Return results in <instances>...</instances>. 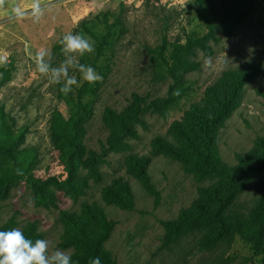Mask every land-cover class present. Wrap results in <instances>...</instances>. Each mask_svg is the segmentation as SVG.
Returning <instances> with one entry per match:
<instances>
[{
	"label": "rangeland",
	"instance_id": "obj_1",
	"mask_svg": "<svg viewBox=\"0 0 264 264\" xmlns=\"http://www.w3.org/2000/svg\"><path fill=\"white\" fill-rule=\"evenodd\" d=\"M231 1L207 0L204 4L207 19L213 24L219 21ZM35 2L37 0H5L0 7L1 73L11 69L10 81L0 88V106L15 118L17 125L29 128L25 147L38 150L40 164L35 174L41 178L53 175L63 179L67 166L60 163L49 137L51 115L56 107L62 106L59 93L63 82L49 84L47 78L36 71L35 55L39 49L51 52L52 64L56 67L65 59L60 44L64 35L81 34L94 43V53L78 59L80 63L93 67L102 77L89 92L88 97L94 96L95 102L85 136L87 147L99 151L108 134L102 122L105 108L122 110L128 105L132 93L152 99L163 97L167 92L171 79L166 76V71L158 69L151 61L148 48L162 46L164 39L169 43L184 41L192 32L206 34L211 31L218 41L210 42V66H206L208 57L200 50L190 57L199 64L197 71L186 75L195 92L169 112L165 120L148 113L144 117L147 130L137 127L138 139L130 141V151L105 155L100 166V182L90 181L85 194L77 201L58 192L57 209L36 206L32 190L25 182H19L9 197L0 202V224L15 216L16 228L22 231L27 223L35 221L42 240L50 242V250H63L58 246L63 233L60 211L77 212L81 203H96L115 222L105 248L117 264H258L250 247L238 238L202 250V234L196 232L166 245L162 222L176 219L179 212L198 197V188L209 182L197 181L183 171L179 162L167 156H151L148 173L159 193L157 198L127 174L125 159L131 154L149 155L156 137L172 141L169 126L180 120L192 103L200 101L207 87L226 71L259 62L262 65L260 75L244 87L239 106L218 135L221 159L227 165H234L237 155L246 154L256 138L264 136V0L253 1L248 15L237 25L232 37L209 28L201 18L195 0H38L43 12L38 21L33 16ZM16 8L24 13L23 18L16 17ZM104 15L113 26L106 44L102 45V38L107 35L102 23ZM58 45H61L60 52L56 50ZM70 75L77 77L79 87L88 83L78 70L70 69ZM81 173L84 175L85 171ZM117 178H123L132 189V210L108 205L101 198L102 189ZM263 193L264 172L239 196L235 210L248 212Z\"/></svg>",
	"mask_w": 264,
	"mask_h": 264
},
{
	"label": "trees",
	"instance_id": "obj_2",
	"mask_svg": "<svg viewBox=\"0 0 264 264\" xmlns=\"http://www.w3.org/2000/svg\"><path fill=\"white\" fill-rule=\"evenodd\" d=\"M195 1L201 18L209 28L232 37L237 25L248 15L254 0H232L220 20L214 24L207 19L204 11L207 0ZM102 23L107 29V35L102 38V45H105L113 25L109 23L107 15L103 16ZM217 41L211 31L206 34L192 32L185 36L184 41L169 43L164 39L162 46L148 48L151 61L158 69L166 71V76L171 79L167 92L163 97L152 99L147 95L132 93L128 105L122 110L105 108L102 122L108 134L105 142L100 144L99 151L88 148L85 143L86 126L92 117L95 102L94 96L88 97L93 84L83 83L77 88L74 85L68 95L60 91L62 106L56 107L51 115L49 137L60 163L67 166L63 179L53 175L41 178L35 174L40 159L38 150L25 147L29 128L17 125L15 118L4 106H0V202L9 197L10 191L19 182H25L32 190L38 207L57 209L58 192L77 201L85 194L90 181H101L100 166L104 163L105 155L108 152L130 151V141L138 139L137 127L147 130L144 117L148 113L165 120L169 112L195 92L186 75L197 71L199 64L191 61L190 57L196 50L206 57L211 56L210 42ZM102 45L98 48V54ZM60 49L61 45H58L56 50L60 52ZM261 70L259 62L224 72L204 90L200 101L192 103L182 118L169 126L168 134L172 141L156 137L151 143L149 155L131 154L125 159L127 174L157 198L159 193L148 173L151 156H167L179 162L183 171L197 181L209 182L207 186L198 188V197L189 207L182 209L176 219L162 222L166 245L196 232L202 234V250H210L221 242H233L238 238L250 247L258 264H264V193L248 212L235 210L239 196L264 172V136L257 137L246 154L237 155L234 165L223 162L217 144L220 130L240 104L244 87L255 80ZM1 72L0 68V88L10 81L11 69ZM81 171H85V174ZM101 198L106 204L123 210H132L134 207L132 189L123 178L114 179L105 186ZM59 217L63 233L58 246L72 251V264H89L97 256L101 264H117L105 248L115 222L109 219L103 207L84 202L77 212L60 211ZM17 224L16 217L11 216L0 224V231L15 229ZM22 232L33 242L42 239L35 221L27 223Z\"/></svg>",
	"mask_w": 264,
	"mask_h": 264
},
{
	"label": "clouds",
	"instance_id": "obj_3",
	"mask_svg": "<svg viewBox=\"0 0 264 264\" xmlns=\"http://www.w3.org/2000/svg\"><path fill=\"white\" fill-rule=\"evenodd\" d=\"M5 0H0V7ZM17 18H23L24 13L19 9H14ZM43 15L38 0L33 4V16L38 21ZM61 52L65 59L59 66L52 64V54L49 50L41 48L35 55L36 71L47 78L52 85L61 84L60 91L68 95L73 86L79 87L77 77L70 75V69L78 70L82 74V79L89 84H94L102 80V77L90 65L79 62V57L85 54H92L95 51L94 43L81 34H66L60 41ZM206 66L211 65V57H208ZM0 264H72L71 250L60 249L50 250V242L37 239L33 242L25 237L24 233L15 228L10 231H0ZM89 264H101L97 256L89 261Z\"/></svg>",
	"mask_w": 264,
	"mask_h": 264
}]
</instances>
